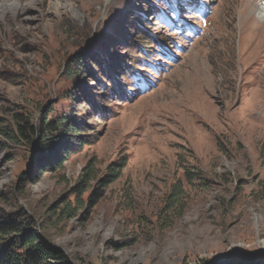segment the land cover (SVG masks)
Returning a JSON list of instances; mask_svg holds the SVG:
<instances>
[{"label":"rangeland","instance_id":"obj_1","mask_svg":"<svg viewBox=\"0 0 264 264\" xmlns=\"http://www.w3.org/2000/svg\"><path fill=\"white\" fill-rule=\"evenodd\" d=\"M16 115L65 122L48 166ZM0 220L50 264L263 258L264 0H0Z\"/></svg>","mask_w":264,"mask_h":264},{"label":"trees","instance_id":"obj_2","mask_svg":"<svg viewBox=\"0 0 264 264\" xmlns=\"http://www.w3.org/2000/svg\"><path fill=\"white\" fill-rule=\"evenodd\" d=\"M171 3L172 0H164ZM154 12H156L154 10ZM144 48V47H143ZM76 65V74L85 68V63L81 58L73 60ZM70 66H72L70 64ZM130 71V70H129ZM128 71V72H129ZM131 73V71H130ZM46 116V114H45ZM15 135L9 138L15 142H23L32 147L38 157H43L42 166L46 167L49 161L56 158L59 155L61 147L58 149V144L61 139L56 137L59 130L64 128L65 122H47L43 121L36 127L28 122V119H24L20 115L15 116ZM68 122L70 121L67 118ZM66 120V121H67ZM67 122V123H68ZM74 125H70L66 129L67 132H71ZM63 148L64 145H63ZM115 166V165H114ZM120 169L110 167L108 175L100 181V187L106 188L120 175ZM87 174H83L81 180L74 186L73 191H83L85 190V179ZM26 174H22L19 177L20 181H24ZM185 179L189 184L194 181L195 177L192 172L188 171L185 174ZM84 188V189H83ZM94 191H103L102 189H96ZM172 191H183L181 185H176L172 188ZM7 242V244H5ZM0 244L2 245V251L0 252V264H50L48 259L55 258L59 260V257L48 251L45 246L38 242L37 238L33 234L27 233L21 222L15 221H1L0 220ZM12 249L18 250V252L12 251ZM234 264H264V257H254L247 259H241L234 262Z\"/></svg>","mask_w":264,"mask_h":264}]
</instances>
